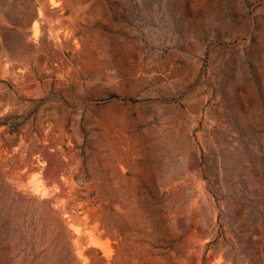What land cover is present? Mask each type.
<instances>
[{
  "label": "rangeland",
  "instance_id": "374dc122",
  "mask_svg": "<svg viewBox=\"0 0 264 264\" xmlns=\"http://www.w3.org/2000/svg\"><path fill=\"white\" fill-rule=\"evenodd\" d=\"M0 264H264V0H0Z\"/></svg>",
  "mask_w": 264,
  "mask_h": 264
},
{
  "label": "bare ground",
  "instance_id": "6f19581e",
  "mask_svg": "<svg viewBox=\"0 0 264 264\" xmlns=\"http://www.w3.org/2000/svg\"><path fill=\"white\" fill-rule=\"evenodd\" d=\"M42 12V11H41ZM45 12V11H44ZM5 14V13H4ZM41 14V13H40ZM43 14V13H42ZM6 15V14H5ZM8 16H9V14H7ZM34 17H35V15H34ZM33 17V18H34ZM6 18V17H5ZM39 18H40V16H39ZM16 21V20H15ZM32 22V21H31ZM38 17H37V19H35V20H33V30H35V31H37V27H38ZM42 23V22H41ZM42 24H40L39 23V26L42 28V26H41ZM38 28V29H40L41 30V28ZM44 29H45V27H43ZM42 28V29H43ZM27 30H28V28H27ZM42 31V30H41ZM27 32H29V31H27ZM38 32H40V31H38ZM26 33V32H25ZM37 33V32H36ZM28 34V33H27ZM27 36V35H26ZM34 36V35H33ZM37 36V35H36ZM38 36H39V34H38ZM3 37V36H2ZM23 37V36H22ZM31 37V36H30ZM28 39H29V37H28ZM28 39L26 40V41H28ZM36 39V38H35ZM52 43V42H51Z\"/></svg>",
  "mask_w": 264,
  "mask_h": 264
}]
</instances>
